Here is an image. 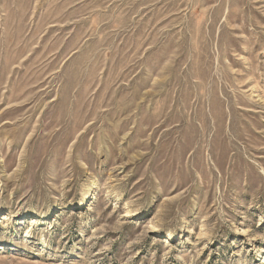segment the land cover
Returning <instances> with one entry per match:
<instances>
[{
	"label": "rangeland",
	"instance_id": "374dc122",
	"mask_svg": "<svg viewBox=\"0 0 264 264\" xmlns=\"http://www.w3.org/2000/svg\"><path fill=\"white\" fill-rule=\"evenodd\" d=\"M0 264H264V0H0Z\"/></svg>",
	"mask_w": 264,
	"mask_h": 264
}]
</instances>
